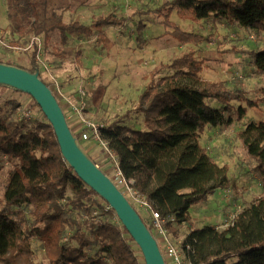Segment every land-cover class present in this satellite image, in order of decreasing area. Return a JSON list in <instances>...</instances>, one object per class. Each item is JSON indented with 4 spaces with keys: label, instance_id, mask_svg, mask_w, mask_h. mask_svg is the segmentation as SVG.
I'll return each instance as SVG.
<instances>
[{
    "label": "trees",
    "instance_id": "16d2710c",
    "mask_svg": "<svg viewBox=\"0 0 264 264\" xmlns=\"http://www.w3.org/2000/svg\"><path fill=\"white\" fill-rule=\"evenodd\" d=\"M38 7L35 0H9L6 17L15 32L43 35L45 42L57 32L61 45L72 36L86 40L95 36L102 44L107 27L120 28L128 22L111 13L89 25L63 23L60 17L44 25L39 22ZM151 13L162 19L160 24L181 45H197L208 38L182 31L170 20L172 13L194 23L212 20L264 31V0H169ZM143 29L142 23L133 28L139 48ZM36 54L34 45L27 67H17L30 72L38 69ZM247 54L253 74L264 81V50ZM0 63L9 64L1 59ZM202 69L203 63L192 52L161 65L160 70L172 75L156 81L152 73L140 95L138 110L145 129L129 128L124 115L104 126L100 137L116 157L122 176L164 219L165 232L175 239L180 226L188 228L179 250L186 264H227L234 258V264H264V122L248 123L235 135L256 163L253 171L261 194L226 229L213 225L197 229L191 221L192 206L234 186L227 167L219 166L199 144L200 134L206 127L229 126L231 119L225 115L232 102L245 104L238 109L239 118L247 109L264 104V87L257 90L260 98L252 101L241 89L202 79ZM182 79L188 83H179ZM28 99V108L19 113L17 100L0 104V157L13 166L0 208V264H143L115 213L63 161L51 126L43 115L32 114L41 111ZM208 101L218 106L211 107ZM72 133L79 141L82 132ZM35 242L43 250L40 262L34 258Z\"/></svg>",
    "mask_w": 264,
    "mask_h": 264
},
{
    "label": "rangeland",
    "instance_id": "374dc122",
    "mask_svg": "<svg viewBox=\"0 0 264 264\" xmlns=\"http://www.w3.org/2000/svg\"><path fill=\"white\" fill-rule=\"evenodd\" d=\"M35 1L39 5V22L44 25L51 24L57 17L63 23L78 21L89 25L97 18L111 13L128 20L120 28L107 27L106 39L102 44L97 42L95 36L88 40L72 36L65 45H61L57 32L50 33L46 42L43 35L33 37L31 34L15 32L6 17L9 0H0V59L14 66L27 67L33 46L36 45L38 68L47 67L55 77L61 96L55 93L54 96L67 116V102L76 105L80 101L84 104L82 114L94 124L104 127L125 115L126 126L133 130H144L143 114L138 109L140 95L151 81L152 73H155L156 81L171 76V71L160 70V66L170 64L174 59L190 52L203 63L199 74L202 79L223 83L227 89H241L252 101L260 98L257 90L264 87V81L253 74L247 53L264 50V31L256 33L235 24L212 20L194 23L180 20L172 13L170 20L182 31L208 38L207 42L197 45H181L160 24L162 19L151 13L169 0ZM138 23L144 25L140 33L143 40L141 48L137 44V33L133 30ZM56 53L62 56L57 57ZM39 77L46 82L41 71ZM179 83L186 84L188 81L182 79ZM81 92L84 95L80 99ZM8 99L19 102L20 108L16 113L27 109L30 103L23 94H12L9 89L0 90V104ZM207 103L214 108L218 106L214 101ZM231 105V111L225 115L231 119L230 125L221 128L206 127L199 136V144L219 166L227 167V176L234 186L217 190L206 202L190 208L191 221L197 229L207 225L220 230L226 229L236 214L247 209L252 200L261 194L260 181L253 171L256 163L248 158L235 135L248 123L264 122V104L259 103L257 108L247 109L242 118L238 117V109L245 107V104L232 102ZM33 113L36 114L34 111ZM66 120L72 132L79 131L81 125L74 116H68ZM79 143L92 162L107 177H111L112 160L101 146L91 141ZM90 145L95 148L91 149ZM12 168L6 158L1 156L0 208L3 205L6 178ZM67 194L71 195L69 192ZM134 209L149 225L150 220L145 217L144 212L135 206ZM187 232L188 228L183 226L179 234L184 237ZM166 236L170 244L181 249L183 237L178 239L177 236L174 239L167 233ZM40 247L36 242L33 244L36 262L44 259ZM236 261L234 258L227 264H234Z\"/></svg>",
    "mask_w": 264,
    "mask_h": 264
},
{
    "label": "water",
    "instance_id": "95a60500",
    "mask_svg": "<svg viewBox=\"0 0 264 264\" xmlns=\"http://www.w3.org/2000/svg\"><path fill=\"white\" fill-rule=\"evenodd\" d=\"M0 88L32 99L51 126L63 161L77 177L115 213L118 221L138 248L143 264H166L156 239L118 188L88 157L72 133L52 91L32 72L0 63Z\"/></svg>",
    "mask_w": 264,
    "mask_h": 264
},
{
    "label": "built area",
    "instance_id": "2783aa9c",
    "mask_svg": "<svg viewBox=\"0 0 264 264\" xmlns=\"http://www.w3.org/2000/svg\"><path fill=\"white\" fill-rule=\"evenodd\" d=\"M38 71H39V76H40V71L44 74V77L46 79L45 83L49 85V89L52 91L53 95L55 93L61 96L58 82L56 81L55 77L50 73V71L47 69V67L44 66L41 69L38 68ZM83 95L84 93L81 92L80 99L83 98ZM67 105L69 107L68 109L69 118L74 116L77 119V122L81 125L79 132L82 133L79 141H83V142L91 141L101 146V148L108 154V156L112 160L111 177H109V179L118 188V190L122 193V195L129 201V203L133 207L135 206L141 209V211L144 212V214L146 213L148 215V218L150 220L149 225L152 229V235L157 241V244L162 252L166 264H186L183 261L180 251L172 244H170V242L167 239L166 232L162 226V223H164V219L161 218L158 212L153 211L151 209L150 205L148 204L144 196L141 195L133 187V182L130 180H126L122 176L119 170L116 157L112 154L113 152L108 148V144L100 137V131L103 128V126L92 123L87 119V116L82 114L84 111V104L81 103L80 101L78 104H76L77 106L73 105L70 102H67ZM35 112L36 114L34 113L32 114L36 115L38 118L42 117L41 112L37 110ZM27 114L25 113V116H27Z\"/></svg>",
    "mask_w": 264,
    "mask_h": 264
},
{
    "label": "crops",
    "instance_id": "0c3cea01",
    "mask_svg": "<svg viewBox=\"0 0 264 264\" xmlns=\"http://www.w3.org/2000/svg\"><path fill=\"white\" fill-rule=\"evenodd\" d=\"M68 125H69V124H68ZM74 126H76V125H74ZM90 146H91V149L95 148L93 145H90ZM98 150H99V149H98ZM144 215H145V217H148V215H147L146 213H145ZM181 227H183V226H180V227L178 228V232L180 231V228H181ZM182 237H183V236H181V235L179 234L178 239H179V238L181 239Z\"/></svg>",
    "mask_w": 264,
    "mask_h": 264
}]
</instances>
